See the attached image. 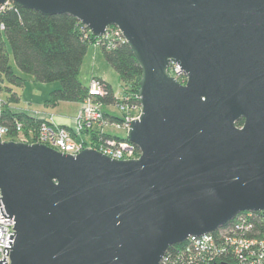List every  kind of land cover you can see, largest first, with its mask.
<instances>
[{
	"label": "water",
	"instance_id": "1",
	"mask_svg": "<svg viewBox=\"0 0 264 264\" xmlns=\"http://www.w3.org/2000/svg\"><path fill=\"white\" fill-rule=\"evenodd\" d=\"M11 3L72 16L94 37L117 27L142 70L126 136L138 159L0 142L11 264H160L171 246L264 211V0H0V11Z\"/></svg>",
	"mask_w": 264,
	"mask_h": 264
},
{
	"label": "built area",
	"instance_id": "2",
	"mask_svg": "<svg viewBox=\"0 0 264 264\" xmlns=\"http://www.w3.org/2000/svg\"><path fill=\"white\" fill-rule=\"evenodd\" d=\"M86 37L93 40L92 45L105 47L107 50L127 44L117 27H109L102 37H94L88 30ZM170 69L171 76L183 84L186 83V77L181 73L180 66L172 64ZM87 93L73 128L57 125L51 117L49 120L43 119L37 131L32 128L25 130L22 123H17L18 134L25 137L26 141L32 142L30 144L45 145L74 157L86 149H91L118 161L138 159L140 151L130 141L106 138L107 134L104 130L112 126L127 133L129 130L127 122L131 123L132 120L139 118L140 107L132 105L130 96L124 95L120 98L119 94H116L117 107L123 113V119L112 122L103 112V104L98 101L107 95L104 82L92 78ZM135 100H139V96L135 97ZM138 109L139 112L134 114ZM8 135V127L0 122V142L11 141ZM85 136L90 140L81 138ZM0 198H2L1 193ZM0 203V209L3 208L5 216L9 218L1 199ZM5 216H1L0 213V261L5 259L7 264H11V249H8V256L4 251L5 248H12L14 244L15 221L14 219L5 221ZM11 235L14 236L13 239H10ZM9 242L12 245H9ZM160 264H264V211L240 213L232 222L214 233L192 236L181 244L171 246Z\"/></svg>",
	"mask_w": 264,
	"mask_h": 264
},
{
	"label": "trees",
	"instance_id": "3",
	"mask_svg": "<svg viewBox=\"0 0 264 264\" xmlns=\"http://www.w3.org/2000/svg\"><path fill=\"white\" fill-rule=\"evenodd\" d=\"M88 29L74 17L69 15L44 16L33 10L24 9L11 3L0 11V81L14 87H24L26 80L15 73L10 65L12 54L15 65L24 74L30 75L37 83H59L60 88L54 90L46 102L56 106L61 102L82 103L88 93L79 75L93 40L86 36ZM106 62L119 75L124 95L132 98V105L140 107L139 96L142 70L127 44L112 50L101 48ZM106 97L98 99L103 105H117L118 98L111 85L105 83ZM8 93H12L7 89ZM134 99V100H133ZM18 102L13 94L9 103ZM110 121H121L105 114ZM0 122L8 127V138L16 141L18 137L17 123H22L25 130L37 131L43 119L27 113H15L9 104L3 105ZM244 120L239 121L242 126ZM27 134V131H25ZM114 138L118 141H127ZM32 143V142H30Z\"/></svg>",
	"mask_w": 264,
	"mask_h": 264
},
{
	"label": "rangeland",
	"instance_id": "4",
	"mask_svg": "<svg viewBox=\"0 0 264 264\" xmlns=\"http://www.w3.org/2000/svg\"><path fill=\"white\" fill-rule=\"evenodd\" d=\"M10 65L13 67L17 75L22 76L26 80L24 87H15L20 97V101L18 103L14 102L11 105L16 108H22L26 112L40 119L49 120L51 117H53L54 122L57 125H72L74 127L75 119L77 118L82 108L81 103L61 102L56 106L47 105L46 101L50 97V92L52 90H56V88H59L60 84L37 83L32 76L22 73L17 68L12 54L10 56ZM93 77H96L97 79H99V77L103 78L113 87L115 94L118 93L120 98L124 96L121 89L119 75L106 62L101 47H97L95 45L90 46L88 49L87 55L81 68L79 80L83 84V86H89L90 81ZM0 87H3L1 83ZM8 97V92L0 91V108L1 106H3V104H6L8 102ZM133 98L135 97L133 96ZM102 110L108 116L119 120L123 119V113L119 110L117 105H103ZM138 112L139 109L135 111L134 114H137ZM104 131L107 135L120 139H125L127 136L125 130H117L112 126L106 127ZM81 138H84L87 141L90 140L88 136ZM15 140V142L30 144V141H26L21 135H18Z\"/></svg>",
	"mask_w": 264,
	"mask_h": 264
},
{
	"label": "crops",
	"instance_id": "5",
	"mask_svg": "<svg viewBox=\"0 0 264 264\" xmlns=\"http://www.w3.org/2000/svg\"><path fill=\"white\" fill-rule=\"evenodd\" d=\"M85 60V59H84ZM84 63V62H83ZM93 78H96V77H93ZM99 80H101V81H103V82H105V83H107V84H109L107 81H105L103 78H100L99 77ZM0 83L3 85V87H0V91H6L7 92V89H10L11 90V92L12 93H8L9 94V97H8V102L6 103V104H9V108L11 109V111H13V112H15V113H19V112H23V113H27V114H29L30 116H34V115H32V114H30V113H28V112H26L25 110H23L22 108H16V107H14L13 105H11L12 103H9V101H10V98H11V96L13 95V94H15L17 97H18V102L20 101V97H19V95H18V93H17V91H16V88L15 87H13V86H11V85H9L7 82H2V81H0ZM110 85V84H109ZM85 87H88V86H85ZM60 88V87H59ZM113 88V87H112ZM56 89H58V88H56ZM114 90V89H113ZM54 90H52L51 92H50V94L53 92ZM115 92V91H114ZM118 94V93H117ZM48 101V100H47ZM46 101V102H47ZM17 102V103H18ZM14 103V102H13ZM4 105V104H3ZM2 111H3V106H1V108H0V114L2 113ZM62 126H65V127H67V128H73V126L72 125H70V126H67V125H62ZM25 138V137H24Z\"/></svg>",
	"mask_w": 264,
	"mask_h": 264
}]
</instances>
